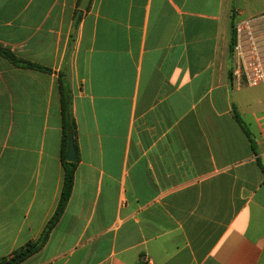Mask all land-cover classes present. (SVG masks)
I'll return each instance as SVG.
<instances>
[{
    "label": "crops",
    "instance_id": "obj_1",
    "mask_svg": "<svg viewBox=\"0 0 264 264\" xmlns=\"http://www.w3.org/2000/svg\"><path fill=\"white\" fill-rule=\"evenodd\" d=\"M81 1L0 0V259L57 209L64 92L73 190L21 264H264V85L231 53L264 0Z\"/></svg>",
    "mask_w": 264,
    "mask_h": 264
},
{
    "label": "built area",
    "instance_id": "obj_2",
    "mask_svg": "<svg viewBox=\"0 0 264 264\" xmlns=\"http://www.w3.org/2000/svg\"><path fill=\"white\" fill-rule=\"evenodd\" d=\"M233 59L237 82L264 85V13L235 23Z\"/></svg>",
    "mask_w": 264,
    "mask_h": 264
},
{
    "label": "trees",
    "instance_id": "obj_3",
    "mask_svg": "<svg viewBox=\"0 0 264 264\" xmlns=\"http://www.w3.org/2000/svg\"><path fill=\"white\" fill-rule=\"evenodd\" d=\"M233 45H234V37L231 41V53L233 54ZM12 61H15V58L11 57ZM33 68H41L35 65H31ZM63 121H64V139H63V151L66 154L67 152V147H68V133L69 131H72L73 133L76 130V125L74 120L71 117L70 113V107L69 103L66 101L64 98V92H63ZM239 120V123L241 124V120ZM246 131V128H244ZM247 135L249 133L246 131ZM65 154L63 156V166L65 170V177H64V184L60 196V200L57 206V209L55 211V214L51 218V220L48 222L46 225L45 229L43 230L42 235L40 238L35 241V242H30L26 244L25 246L19 248L16 250L13 255L9 258H2L0 259V264H21L23 261L28 259L29 257L33 256L34 254L38 253L42 247L46 244L49 235L53 229V227L56 225V223L59 221L61 218L66 205L69 201V198L71 197L72 190H73V184H74V179H75V171H76V164L75 163H70L65 160ZM261 168L264 173V166L261 165Z\"/></svg>",
    "mask_w": 264,
    "mask_h": 264
},
{
    "label": "water",
    "instance_id": "obj_4",
    "mask_svg": "<svg viewBox=\"0 0 264 264\" xmlns=\"http://www.w3.org/2000/svg\"><path fill=\"white\" fill-rule=\"evenodd\" d=\"M89 3V0H82L80 4V9L85 10L87 5ZM76 149H75V144H74V138L73 134L69 133L68 136V151H67V156H66V161L70 163H74L76 161Z\"/></svg>",
    "mask_w": 264,
    "mask_h": 264
}]
</instances>
